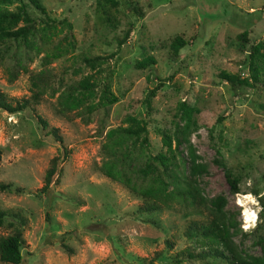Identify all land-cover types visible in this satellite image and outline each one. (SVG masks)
Instances as JSON below:
<instances>
[{
    "label": "rangeland",
    "instance_id": "1",
    "mask_svg": "<svg viewBox=\"0 0 264 264\" xmlns=\"http://www.w3.org/2000/svg\"><path fill=\"white\" fill-rule=\"evenodd\" d=\"M115 1L41 0L46 14L27 0L0 4L12 11L23 4L32 19L11 28L29 27L26 41L21 35L0 38V89L26 97L30 74L44 70L47 76L34 110L0 108V209L8 213L0 236L17 225L15 213L26 218L19 264H227L213 256L175 261L185 250L209 249L185 233L206 213H190L192 206L177 200L173 208L138 213L142 199L100 170L105 148L115 144L121 147L118 167L133 178L147 162L159 173L154 157L166 153L167 191L189 185L224 220L238 253L264 256L257 243L264 210L256 227L241 228L245 209H264V59H255L256 79L244 62L249 46L264 42V0ZM177 36L187 43L174 53ZM83 56L100 58L86 63ZM148 56L153 64L135 66ZM224 73L235 78L226 80ZM83 78L93 97L73 88ZM159 80L148 109L145 97ZM61 103L71 106L70 117L58 113ZM90 103L96 107L90 110ZM35 112L59 129L63 146L41 128ZM119 126L137 134L109 139L108 131ZM163 134L170 136L171 150ZM56 156L57 171L42 192ZM226 171L237 179V192Z\"/></svg>",
    "mask_w": 264,
    "mask_h": 264
},
{
    "label": "trees",
    "instance_id": "2",
    "mask_svg": "<svg viewBox=\"0 0 264 264\" xmlns=\"http://www.w3.org/2000/svg\"><path fill=\"white\" fill-rule=\"evenodd\" d=\"M16 0H0V4H11ZM35 9L40 11L42 14H46V9L42 4L41 0H27ZM104 3H110L112 6L116 4L115 0H103ZM133 8L137 12H141L138 7L133 6ZM19 20H22L27 25L31 22V17L29 15L28 10L25 5L20 4L16 11L1 9L0 8V38H3L4 35L9 37H17L21 35L22 40H27V34L29 33V27L23 26L18 28L17 30H11L13 25L17 23ZM51 21V20H50ZM10 26V27H4ZM12 31V32H11ZM239 38L242 42H247L246 32H243L239 35ZM187 41L181 36L175 37L171 42V47L174 53H177L181 47H183ZM245 45V44H243ZM260 47L264 48V42L251 44L248 49V53L245 57L244 62L247 63L248 67L251 69L254 76V69L257 68L256 58L264 59V52H260ZM86 63H94L95 60L100 57H88L83 56ZM155 62L152 56H148L141 60H138L135 63V66L138 68H145L148 65H151ZM224 79L232 81L233 78L230 75L224 73L222 76ZM256 79V76H254ZM47 81V76L44 74V70L41 72H32L29 76L31 94L26 97L16 98L9 97L2 89H0V108L9 112L14 113L21 111L25 108L35 109V105L41 99V85L45 84ZM244 82H247L244 80ZM162 86V81L159 82L151 88L146 97H145V105L151 108V99ZM81 96H85L89 94L91 97L95 95V91L88 81L85 78L79 80L74 87ZM103 96H106V90H103ZM115 97H112L110 103L114 102ZM97 105V104H96ZM58 113H61L67 117L66 109L70 108L65 103L59 104ZM90 110L95 108V103H90ZM71 109V108H70ZM186 116L190 119V113L186 111ZM35 117L37 122L40 124L41 128L47 132V134L51 135L56 141H59L63 146V136L60 134L59 129L57 127L49 125L46 118L42 115L35 112ZM139 130L144 131L145 127H140ZM118 133L121 137H132L137 134L136 130L131 127H116L108 131L107 135L110 139L113 135ZM113 134V135H112ZM119 140V139H118ZM163 143L167 145V148L171 150V141L170 136L167 134H163ZM115 143V142H114ZM117 148H121L120 146H115V144H109L104 151V156L102 159V163L100 164V170L106 176L125 183L137 196L142 199V204L139 205L136 209L138 213L142 212H152L159 210L163 207L173 208L174 200H177L178 203L188 202L189 205L192 206L190 213H206V218L204 220H191L185 227V233L189 237H194L199 240V242L203 245L208 246V250L201 251H183V255L181 258H176V262H181L186 259H200L204 260L206 256H213L215 258H219L222 261H225L227 264H264V256H256V255H246L243 256L241 253H238L235 248L232 246V243L228 236V229L225 225L224 220L221 217H217L210 210L207 209L205 204L198 200L196 197L194 189L189 185L186 188L181 187H173L171 190L167 191L168 184H170V174L169 169L171 166V162L166 156V153H160L154 157V160L158 162L159 166H161L159 173L153 172V170L149 171L151 168V162H147L145 164V169L142 168V173L140 176L136 175L133 178L130 175H127L125 171H123L118 164L122 162V158L119 156ZM175 148V147H174ZM2 160V151L0 149V164ZM57 163L58 157H53L51 159L50 167L46 170L44 174V184L41 187L42 192H46L50 188V184L53 180V176L57 171ZM150 172L153 173L151 181H147V174ZM226 179L230 184V187L233 192H237V179L234 178L229 171L225 172ZM2 186V185H1ZM213 205L219 211L220 200L213 201ZM4 216H8V213L5 210L0 209V225L3 222ZM14 218L17 225L14 226L11 233L0 236V261L12 264H19L23 256L21 254V246L23 243V227L26 222V218L22 217L19 213L14 214ZM17 221V222H16ZM14 225V224H12ZM168 246L172 247L173 243L169 240H166ZM257 243L260 244L261 248L264 250V235L260 236L257 239ZM67 250L71 252L69 247H66ZM153 262V261H151Z\"/></svg>",
    "mask_w": 264,
    "mask_h": 264
},
{
    "label": "clouds",
    "instance_id": "3",
    "mask_svg": "<svg viewBox=\"0 0 264 264\" xmlns=\"http://www.w3.org/2000/svg\"><path fill=\"white\" fill-rule=\"evenodd\" d=\"M262 210L264 209H260L259 207L257 208L256 212H252V213H249L247 209L244 210L243 215L245 219H244V223L241 224V228L245 232L249 231L251 228L256 227L257 221L259 219L258 212Z\"/></svg>",
    "mask_w": 264,
    "mask_h": 264
},
{
    "label": "bare ground",
    "instance_id": "4",
    "mask_svg": "<svg viewBox=\"0 0 264 264\" xmlns=\"http://www.w3.org/2000/svg\"><path fill=\"white\" fill-rule=\"evenodd\" d=\"M248 210V209H247ZM249 213H252V211L248 210Z\"/></svg>",
    "mask_w": 264,
    "mask_h": 264
}]
</instances>
